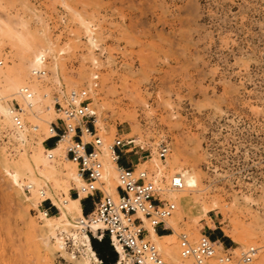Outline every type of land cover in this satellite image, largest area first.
Returning a JSON list of instances; mask_svg holds the SVG:
<instances>
[{"label":"rangeland","instance_id":"374dc122","mask_svg":"<svg viewBox=\"0 0 264 264\" xmlns=\"http://www.w3.org/2000/svg\"><path fill=\"white\" fill-rule=\"evenodd\" d=\"M5 23L23 30L31 47L24 55L20 43L12 47L0 39V104L8 107L11 99L20 100L16 86L28 85L36 100L31 107L40 111L28 107L27 128L15 131L0 110V264H80L83 259L73 238L82 231L79 215L66 211L61 220L51 217L59 213L62 186L69 182V196L78 197L74 188L79 183L64 177L55 181L53 172L36 168L34 161L38 142L47 134L48 123L41 124L40 118L56 117L53 106L48 113L44 104L52 103L60 88L91 87L94 73L97 85L89 94L97 112L96 133L109 137L104 143L121 137L138 140L147 157L137 169L147 170L156 188L166 187L174 172L192 180L187 183L195 188L188 195L197 197L193 214L180 217L175 209L174 229H158L166 241L173 234L177 247L172 238L173 244L167 243L175 245L179 262L174 264H194L179 255V233L196 240L198 227L210 232L206 216L194 222L200 202L210 207L207 215L225 247L238 253L250 244L264 252V0H0V26ZM48 46L44 76L22 74L17 68L21 57ZM5 72L20 81L6 85ZM159 142L170 146L164 160L156 155ZM53 164L76 169L62 158ZM30 181L49 198L37 203ZM114 182L116 178L107 183L102 177V193L115 197ZM164 192L160 189L158 197L166 199ZM79 200L91 210L89 199ZM229 218L242 224L253 243L247 237L244 243L233 242L224 233L232 228ZM57 237L65 243L63 250ZM146 239L173 264L163 249L165 240L161 246ZM107 246L104 259L96 253L98 264H116V251L109 242ZM257 259L253 264H260Z\"/></svg>","mask_w":264,"mask_h":264},{"label":"built area","instance_id":"2783aa9c","mask_svg":"<svg viewBox=\"0 0 264 264\" xmlns=\"http://www.w3.org/2000/svg\"><path fill=\"white\" fill-rule=\"evenodd\" d=\"M89 38L94 41L92 31ZM41 57L46 58L45 55ZM93 64L96 66V60H93ZM30 74L44 76V66L33 68ZM92 77V86L87 89L60 88L53 94L52 106L56 117L48 123V136L43 139L42 144L48 148L46 143L49 141L52 142L50 145H56L58 141L63 140L67 142L64 155L76 165V174L79 178L74 193L79 198L89 199L92 205L87 214L77 219V225L89 236L90 241L100 240L106 235L114 249L116 246L119 247V251L116 252V264H167L163 261L157 246L145 238L149 232L143 226V222L145 220L155 232L159 228L168 230L166 220L172 216L176 204L158 197L160 189L153 185L147 170L137 169L138 163L146 158L147 154H144L146 150L135 143L133 138H114L108 144L114 162L119 159V155L130 154L136 157L137 162L126 167L116 165V196L102 193L104 173L100 147L102 138L96 133L97 112L89 94L97 85V73ZM18 94L20 100L11 99L8 109L13 129L24 131L27 128L24 117L28 107L32 106L33 92L28 85H23L19 88ZM35 127L33 125L30 128L34 131ZM135 148H138L139 152L135 151ZM169 152L168 143L159 142L156 145L159 160H164ZM45 153L49 157L52 156L47 149ZM183 185V177L177 172L169 178L166 187L181 189ZM45 212L47 213L48 209H45ZM92 226L96 228L94 234L90 231ZM75 243L80 245L84 254V245ZM178 250L181 258H191L194 264H253L260 247L248 245L235 253L231 246L225 247L220 239H213L209 232L202 230L196 240L189 238L186 233H179ZM93 255L98 259L95 251ZM90 260L93 264H98L99 261L93 258Z\"/></svg>","mask_w":264,"mask_h":264},{"label":"bare ground","instance_id":"6f19581e","mask_svg":"<svg viewBox=\"0 0 264 264\" xmlns=\"http://www.w3.org/2000/svg\"><path fill=\"white\" fill-rule=\"evenodd\" d=\"M13 22V21H12ZM15 23V22H14ZM85 24V23H84ZM6 25V23L4 24ZM0 26V39H2V41H8L9 44L12 46V47H15L16 45L18 46V44L20 43V47L22 48V54H27L28 53V49H30V43L29 40L27 41V34H23L21 31L23 30H17L16 26L13 25L11 26L10 23L9 25H6V26ZM18 25V24H17ZM21 25V24H20ZM19 26V25H18ZM15 27V28H14ZM24 27V26H23ZM22 27V28H23ZM21 28V27H20ZM21 28V29H22ZM88 28V27H87ZM25 33V32H24ZM29 39V38H28ZM90 41L93 43V40L90 39ZM15 45V46H14ZM49 48V46L47 48H40V50H38V52L34 55H31V57H29V55L26 57V56H23L21 57V59H23V61L21 59L22 62L19 63L17 65V68H19V70H22L21 73L23 74H28L31 72V70L33 68H36L37 66L39 65H46L45 63V58L41 57L42 55H45L47 53V49ZM52 49V48H50ZM49 49V50H50ZM27 50V51H26ZM25 61V62H24ZM47 62V61H46ZM27 63L28 64V69L26 70V67L25 69L23 68V64ZM20 73V71H18ZM20 73V74H21ZM3 75V80L5 82L6 85H11V86H14L16 83L17 80L20 81V79L15 75V73H6L5 74H2ZM38 77V76H36ZM92 77V76H91ZM21 86H16L15 88V92L18 93L19 91V88ZM36 100H32V106L35 103ZM36 108L34 107L35 111H40V108L37 107V105H35ZM43 110L46 111V112H51V109H52V103L51 102H47L44 104L43 106ZM29 108L33 111L34 109L29 106ZM0 110H1V113L4 114V116L6 118H10V112H9V109L8 107H3L1 104H0ZM54 110V109H53ZM35 113V112H34ZM44 116V115H43ZM40 118L41 121H43V123L41 124H44L45 123H49L51 120L47 119L46 117L45 118ZM47 116V115H46ZM35 117V115H34ZM38 118V117H37ZM95 121H96V118H95ZM40 123V122H39ZM35 125L38 127V123L37 121L35 122ZM47 124H45L46 126ZM44 126V125H43ZM47 127V126H46ZM102 135L101 134V138H102ZM48 134L45 135V137H47ZM109 136V135H108ZM44 137V138H45ZM107 137V136H106ZM42 138L39 142H38V152H37V156H36V159L34 161V164H35V167L38 168V167H41L43 171H47L48 173H52L55 174L54 175V178H55V181L61 177H64V178H67L69 180H72L74 181L75 184H78L79 183V178L76 174V169L75 167L72 165V168L70 167L69 169H65L61 166H57V164H53L54 161H57L58 158H62L64 160H68L64 153H63V149H65V144H67L66 141H58L56 145H53L52 147H49V148H45L47 150H49V152L52 154L51 157H49L48 154H44V156L40 153V150L43 149V144H42V141L43 139ZM109 138V137H108ZM108 138H105L104 139L102 138L103 142L101 143V157H102V161L103 162V165L105 164V173L103 174V178L104 180L107 182V183H110L111 180L115 179L116 176H115V170H116V164L115 162L112 160V155L111 153L109 152L108 150V144L104 143L106 142V139ZM124 138V137H123ZM126 138V137H125ZM132 138V137H130ZM134 142L135 143H139L138 140H136L135 138H133ZM158 163V162H157ZM75 165V164H74ZM158 165V164H157ZM156 166V165H155ZM160 166V165H159ZM157 166V167H159ZM27 167V166H26ZM163 167V166H162ZM29 168V167H28ZM161 168V167H160ZM31 172V170H29ZM158 171L160 172V169L158 168ZM47 173V174H48ZM176 172L172 173L171 177L175 174ZM182 177H183V181H184V185L181 189H173V188H169V187H157L159 189H163L165 190L164 194L166 195L165 198L168 199V200H171L173 201L175 204H177V207H176V212L180 217L182 215L186 216V217H189L191 216V214H193V210H195V207L197 206V197H194V196H190L188 195V191H195V188H188V181L192 182V180L190 179V177H187L186 175H184V173L180 172ZM17 177H18V173L16 172L15 174L12 175V179L14 182H17ZM170 177V178H171ZM156 182V180H155ZM187 183V184H186ZM116 182H114V187L112 189V193L113 194H116ZM36 185V184H35ZM27 186L32 188L31 189V192L32 194H35L37 196V203H39L40 201L44 200V199H47L49 198V195L47 193H45L44 191L42 190H38V187L37 186H33V182L30 181L29 183H27ZM187 186V187H186ZM72 186L70 185L69 182H66L63 186H62V189H63V194H64V197L62 199H60L61 201V207H58L59 209V213L58 215H53L51 216L52 218H55V219H58V220H61L65 217V213L66 211L67 212H75L79 215V217H76V219H79L82 217V212H81V207H80V201H79V197H71L69 196V189H71ZM201 204H199V209L201 211L200 215L194 217V222L196 224L197 220L201 217V216H206V218L208 219L207 221V225L209 226H212V223L211 221H209L210 217L207 215V212L210 210V207L207 206L206 204H204V202H200ZM225 210H223L221 207H220V211L219 213L222 214L223 216V212ZM47 215V213H46ZM225 215V214H224ZM192 219V218H191ZM230 222H231V226L232 228H230V230H226V229H223V231H225L224 233L230 237V239L233 241V242H236V243H244V241H246V237L248 238V236H252V235H246V234H249V232L247 233V230L245 232V229L244 227L242 226L241 223H239L238 221H236L237 219L233 220V219H230ZM233 220V221H231ZM193 222V224H194ZM76 223H77V220H76ZM70 224V223H69ZM172 219L171 217H169L167 220H166V226H171L172 227ZM143 226L148 230V234L145 236L148 237L149 239L151 238L152 240H155L156 242H158L161 246L162 244L160 242L164 241V245H163V249L166 251V255L169 256L174 263L176 262H179V260L177 259L176 257V254L175 252L173 251L175 245H169V243L171 242V238L173 237V234L170 235V242L168 241L169 238H168V242L166 241L167 239V236H162V237H158L156 232L153 230L152 226H150L149 224H145L144 225V222H143ZM196 226V225H195ZM173 228V227H172ZM197 228V227H196ZM96 228L94 226L91 227L90 231L92 232V234H94V230ZM174 229V228H173ZM197 232L199 235H200V232H199V227L197 228ZM175 232V231H174ZM189 234V233H188ZM189 237H191L189 235ZM75 242H79L81 243L82 245H84V256H83V259H80L81 263L80 264H91L90 263V258H93L95 260H98L97 258L94 257L93 255V248L91 247V241H90V238L89 236L84 232V231H81V234L78 236V237H73ZM251 238V237H250ZM249 239V238H248ZM58 242L57 243H60V248L63 250V241H62V238L60 237H57L56 239ZM173 238H172V242H173ZM250 240V239H249ZM252 241V239L250 240ZM56 243V244H57ZM167 243V244H166ZM175 243V242H173ZM173 243H170V244H173ZM246 243V242H245ZM253 243V241H252ZM176 244V243H175ZM247 244V243H246ZM250 245V244H249ZM176 247H177V244H176ZM158 248V247H157ZM116 252L119 251V247H115L114 249ZM258 259L260 260V264H264V252H259L258 254ZM257 259V260H258ZM258 260V261H259ZM164 261V260H163ZM259 264V263H258Z\"/></svg>","mask_w":264,"mask_h":264},{"label":"trees","instance_id":"16d2710c","mask_svg":"<svg viewBox=\"0 0 264 264\" xmlns=\"http://www.w3.org/2000/svg\"><path fill=\"white\" fill-rule=\"evenodd\" d=\"M53 145H47V147H52ZM82 210L84 214H87L90 210L86 208L85 206V200H82ZM158 232V231H157ZM159 235L165 234V232H158ZM107 242H109L108 237L105 235L103 236L98 242L95 239L91 240V245L94 251L97 253V255L101 258L104 259V255L107 253V251L110 249L107 246ZM112 260L115 257V254L112 253Z\"/></svg>","mask_w":264,"mask_h":264},{"label":"crops","instance_id":"0c3cea01","mask_svg":"<svg viewBox=\"0 0 264 264\" xmlns=\"http://www.w3.org/2000/svg\"><path fill=\"white\" fill-rule=\"evenodd\" d=\"M131 155V154H130ZM137 162V160H133L129 155H126V158H123L122 155H119V159L115 162L117 166H129L130 164H135ZM80 201V200H79ZM80 203V202H79ZM80 207H82V205L80 204ZM81 212H82V208H81ZM211 222L213 223V226L210 227L209 225H205V227L210 231L209 234L211 235V238L213 239H220V234L214 232V229H216V225L214 220L210 217ZM159 232V231H158ZM158 232H156L158 237H162L158 234Z\"/></svg>","mask_w":264,"mask_h":264}]
</instances>
